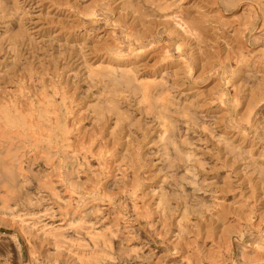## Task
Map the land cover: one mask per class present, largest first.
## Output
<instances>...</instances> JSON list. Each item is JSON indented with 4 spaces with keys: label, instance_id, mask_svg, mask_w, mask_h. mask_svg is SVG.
<instances>
[{
    "label": "rangeland",
    "instance_id": "obj_1",
    "mask_svg": "<svg viewBox=\"0 0 264 264\" xmlns=\"http://www.w3.org/2000/svg\"><path fill=\"white\" fill-rule=\"evenodd\" d=\"M107 2L80 0L98 19L86 37L102 43L112 32L124 54L148 38L183 57L179 84L194 89L177 86L171 68L148 87L119 69L91 74L100 53L76 60L83 43L55 37L59 24L36 34L46 9L0 0V264H264V30L255 8L264 0L219 4L222 16L203 21L200 56L154 25L166 3L169 14L196 13L193 0H132L124 25L100 10ZM133 12L153 32L128 35ZM159 54L144 61L155 67ZM224 127L258 142L255 154Z\"/></svg>",
    "mask_w": 264,
    "mask_h": 264
},
{
    "label": "bare ground",
    "instance_id": "obj_2",
    "mask_svg": "<svg viewBox=\"0 0 264 264\" xmlns=\"http://www.w3.org/2000/svg\"><path fill=\"white\" fill-rule=\"evenodd\" d=\"M95 1L98 2L103 0ZM190 1L191 0H182V2L184 3ZM193 1L194 2L191 3V5H195V7H197L196 13L192 12V9H181L179 12L173 11L174 13L172 12L171 14H169L167 13L169 9H167L166 3L165 6L160 9V11L164 12L165 14L163 13L159 20H155L156 24L154 25L156 27L165 26L166 28H168L172 35H178L185 40L184 42L195 45L194 48L199 54L201 48L197 47V45L200 42V38H202V30L204 29L203 21H205V18H216L219 15L222 16L223 9L219 4L224 5L226 4L227 0ZM228 1L231 2V5L235 0ZM29 2H33V4H35L37 8L42 7L43 9L41 10H47L45 12L46 14L44 15V19L41 18L40 20H37L34 26V31L37 32L36 34H41L42 32H45L44 30L47 29L53 30L55 26L51 25L59 24L58 28L55 29V37L64 36V38L66 37V40L70 39L73 41H82L83 47L87 49V52L84 53L81 52L84 48L81 49L80 47H78L77 50L79 51H77L74 55L76 56V60L83 58V60H87V62H89L94 59V56L96 57V55L100 53V56L95 58L92 64H89L91 74L108 73L109 76H112L116 73L117 69H119L122 74V79L125 80V82H127L128 84H130V81H136L139 83H143V85L148 87L150 85H155L158 83L156 81L157 78L154 77H157L162 73L165 74V70L171 68L175 73V80L173 81L175 84H177V86H180L183 91L187 90L188 92L189 90L194 89V85L188 84V82L184 81L183 83L179 84V81H182L180 80L181 77L184 76L185 72H188L187 65L182 62L183 57L179 56L178 59H173V56L169 55L168 52L164 49L159 52L155 51L153 49L152 42L150 44V39L148 38H144L143 42L139 45L140 48L129 51V53L127 54H124L122 53V50H119L120 46H118L115 39L112 37V32L108 34L106 40L102 43H100V41L97 39H88L86 37L87 34L85 33H89L90 37L93 29L89 30L86 26L88 24H93V22L98 19L95 18L94 14H91L90 12L83 9L84 7L81 5L80 0H24V4ZM130 7H132V0H108L105 8H101L100 10L106 14H115V21H120L121 24L124 25L125 19L129 17L127 11L124 10L130 9ZM255 8H257V17L259 18L258 25L262 30H264V4L262 7L263 9L259 7V4H257ZM206 11L210 12L212 15L208 16V14L205 13ZM52 12H54L55 14L51 15ZM131 14L134 16H130V21L126 25V29H128V35L131 34L132 31L140 33L143 32L145 34H147V32H153V28H150V30L145 32L147 29L145 30L142 24H138V21L140 22V20L137 19L138 21H135L136 17L139 18L138 15H141V13L133 12ZM89 40L90 43H88ZM180 52H183V49L180 50ZM156 54H159V65L154 67L148 62L144 61V59L153 58ZM200 55L201 53L199 54V56ZM98 60H100V62L96 63ZM262 72L263 73L261 76L264 79V71ZM148 73L150 75H147ZM161 81L162 82H159V85L163 89H166L167 82L164 83L163 79ZM216 82H218V80ZM198 93L200 92H196L195 94L198 95ZM205 105L206 109L204 110L208 111L210 108H212L208 105V103H206ZM216 112H218L219 114L218 118H221V121L223 122V120H225V118L227 117L225 108L222 107ZM221 130L222 132L226 133L229 138H232L233 142H239V144L248 146L250 149L248 151H251L252 154H255L256 150H258L259 143H255L252 141L251 144H248L249 138L245 134L241 135L239 132L236 133L228 127H224ZM126 148L128 149V144H126ZM245 180L246 177H242L240 182L243 183ZM249 183L256 185L257 180H253ZM242 189L246 188L240 186L238 190L234 191H240ZM262 189L264 190V188ZM250 190L251 189L249 188L247 192H249ZM228 227L229 226L222 227V230L220 232L222 234H225L228 230ZM219 236L218 238H222Z\"/></svg>",
    "mask_w": 264,
    "mask_h": 264
},
{
    "label": "water",
    "instance_id": "obj_3",
    "mask_svg": "<svg viewBox=\"0 0 264 264\" xmlns=\"http://www.w3.org/2000/svg\"><path fill=\"white\" fill-rule=\"evenodd\" d=\"M7 232V231H6Z\"/></svg>",
    "mask_w": 264,
    "mask_h": 264
}]
</instances>
